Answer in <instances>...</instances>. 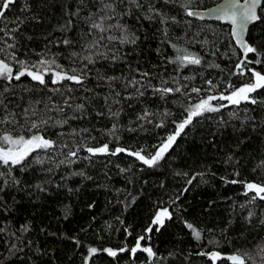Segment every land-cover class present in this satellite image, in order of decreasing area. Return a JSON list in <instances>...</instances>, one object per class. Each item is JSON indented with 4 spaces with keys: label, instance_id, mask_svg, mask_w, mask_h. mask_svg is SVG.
<instances>
[{
    "label": "trees",
    "instance_id": "trees-1",
    "mask_svg": "<svg viewBox=\"0 0 264 264\" xmlns=\"http://www.w3.org/2000/svg\"><path fill=\"white\" fill-rule=\"evenodd\" d=\"M221 1L16 0L10 6L7 20L0 22L5 28L0 31V59L14 68L13 52L29 64L54 59L53 70H60L56 65L70 74L75 69L83 83L52 84L51 73L44 85L28 76L10 84L0 80V118L14 113L16 121L0 124V134L31 135L25 109L36 110L31 119L67 118L62 127L50 120L42 128L55 141L54 148L33 152L23 165L0 164V264H214L201 254L212 251L224 257L238 251L254 264H264V201H252V192L245 195L246 182L264 183V89L251 94L255 104L213 100L215 106H226L195 117L154 166L128 154L142 150L150 157L176 132L190 105L230 94L229 84L239 88L252 82L250 72L233 74L242 52L230 26L191 18L183 7L204 10ZM260 14L248 36L260 55L250 53L248 59L262 62L247 67L264 74ZM93 23H102L107 31L100 33ZM125 34L135 43L107 39ZM98 40L96 48H88ZM177 48L201 63L171 62L181 54ZM87 55L94 63L83 59ZM132 81L139 83L133 87ZM156 87L181 91L162 97L153 91ZM66 96L73 105L83 104V110L58 113L45 107L62 104ZM105 143L110 150L127 151L92 156L81 147ZM77 147V156H68ZM163 208L171 218L146 233ZM188 224L201 232L200 240ZM139 236H145L141 246L156 253L153 260L142 250L135 255L119 251L134 247ZM90 248L98 251L92 254ZM109 248L117 251L115 257L104 251ZM215 264L231 262L222 258Z\"/></svg>",
    "mask_w": 264,
    "mask_h": 264
},
{
    "label": "snow or ice",
    "instance_id": "snow-or-ice-1",
    "mask_svg": "<svg viewBox=\"0 0 264 264\" xmlns=\"http://www.w3.org/2000/svg\"><path fill=\"white\" fill-rule=\"evenodd\" d=\"M16 3V0H0V22L6 21L7 16L5 13L10 9V6ZM105 8H110V4H106ZM186 10V15L188 16H196L200 19L204 17L189 8L188 4L183 5ZM264 13V0H225L223 5H218L216 9L210 10L209 15L214 16L217 21H223L230 25V36L235 40L236 45L242 52V58L238 60L236 64V71L233 73L235 75L244 76L249 72L251 73L252 82L245 83L239 88H235L233 85L229 84L228 87L232 88L230 94L224 95L220 94L219 96H207L206 98L201 99L198 103L194 105H190L186 111L187 115L183 118L182 122L177 125V130L174 134L169 135L158 147L153 155L150 157H146L142 154V150L136 152H128L129 155L135 156L138 160L142 161L145 165L154 166L158 161L162 160L165 153L170 149L172 144L175 142L176 138L181 134V132L192 123L193 119L197 116L203 115L204 112H216L220 110V107H224L226 105L215 106L211 102L213 100H227L232 105H239L241 102H251L255 104L257 101L251 98V94L256 92L258 89H264V74L255 69L248 68V64H260L262 61L260 59H256L255 61L249 60L248 56L250 53H255L257 56L260 54L257 52V49L252 45L248 44L245 40V33L250 24L255 23L261 19V14ZM92 28L97 29L100 33H104L107 29L103 26L102 23H93L91 25ZM18 29H13L11 31H16ZM0 31H5V28L0 27ZM123 32L126 33L127 30L123 29ZM8 35V32H5ZM105 39L103 35H101L100 40ZM108 40H119L121 44L123 43H135L134 39H129L128 35H122L121 37H107ZM65 44L69 43V41L65 40ZM99 44V40L96 43L88 45V48H96ZM8 48H14L15 45H7ZM175 48L176 46L173 45ZM178 53H181L176 57L175 60L171 61L173 63H179L183 66L191 65H199L201 63V59L191 53H188L186 49H176ZM4 49H0V52H3ZM76 55V53H73ZM9 57L11 61L15 63L17 67H13V64L10 63L6 59H0V80H5L9 84L13 81H19L22 77L28 76L32 81H36L41 85L46 84L45 76L51 73L53 79L51 80L52 84H60L63 81L67 80L73 82L75 84H82L83 77L80 74L76 73L75 69L71 70V74L62 69V66L56 65L57 69L53 70L52 66L56 64L55 60H40L37 63L29 64L28 61L17 59L15 53H9ZM84 60H87L88 63H94L92 55H87L83 57ZM85 68L87 65L84 66ZM83 71V69L81 70ZM144 76H147V73H143ZM139 82L132 81L131 84L135 87ZM167 83V82H165ZM209 85L212 84L211 81L207 82ZM4 91H9L7 87L4 88ZM55 91H59L56 89ZM68 91L71 92V88H68ZM154 92L160 93L161 96H165L168 94H173L175 92H180L181 88L176 87L175 89L172 87H156L153 88ZM193 92L199 93L201 90L199 88H193ZM3 93H0L2 96ZM142 95L143 93H139ZM72 97L66 96L62 102V104L57 105L51 103L46 105L48 111H56L58 113H63L66 108H73L74 110H83L84 105L78 104L73 105L70 103ZM39 103V101H37ZM0 104H3V100L0 99ZM30 113V115H29ZM37 112L35 109H25L24 116L26 120H30V124L28 125V131L32 132L30 136H25L22 133L19 135H12L11 133L0 134V164L4 166H16L23 165L24 161L33 153L38 150L47 151L55 147V141L46 138L42 134V128L49 126V121L57 126H63V124L67 123V118L63 120H54L52 117H40L39 119H31V117L37 116ZM115 115V114H114ZM147 113L145 114V116ZM144 117H141L143 119ZM15 114L10 113L9 117L0 118V124H8L15 123ZM162 126V125H161ZM116 125H113L112 130L110 131V135L112 132H115ZM75 134V133H74ZM63 135V133H61ZM67 147V145H65ZM83 149L91 154L95 155H117L121 152H126L127 150L124 148H115L114 150L109 149L108 143H105L99 147H90L87 145L81 146ZM81 150L80 147H77L75 150L70 151L68 156L76 157L78 152ZM63 163V161H61ZM264 164V162H262ZM123 171V170H122ZM82 175V173H81ZM238 175V173H237ZM238 181L232 180L230 183H237ZM191 183V181H189ZM245 188L247 191L245 195L249 192L254 193L251 197L252 201L259 199L264 201V183H255V182H246ZM251 217V213L249 214ZM165 218H171V213L167 208H163L157 211L154 219L152 220L151 226L145 229L146 233H150L152 231V226H162ZM187 227L192 230L194 237L197 240L201 239V232L197 230L192 224H188ZM27 231V227L24 228ZM157 230H159L157 228ZM145 240V236H139L136 240V244L131 249L122 248L119 251H130L133 255L138 250H142L147 256L151 258L156 257V253L152 250L151 247H142L141 241ZM98 250L96 248H90L89 252L95 254ZM110 256L115 257L117 255V251L113 249H104ZM261 260H264V247L260 249ZM202 255H207L209 259L214 262L226 258L227 261L231 262V264H254V260L251 256L247 254H240L238 251L233 254H228L226 257L222 256V254L218 251H212L210 253H201Z\"/></svg>",
    "mask_w": 264,
    "mask_h": 264
},
{
    "label": "water",
    "instance_id": "water-1",
    "mask_svg": "<svg viewBox=\"0 0 264 264\" xmlns=\"http://www.w3.org/2000/svg\"><path fill=\"white\" fill-rule=\"evenodd\" d=\"M225 3V0L221 1L220 3H218L217 5L213 6V7H210L208 9H204V10H194L198 13H200L204 18L203 19H200L199 17H196V16H190L191 18H194V19H197L199 21H205V22H214V23H221L223 25H227V26H230L228 25L227 23L223 22V21H217L214 16L212 15H209V12L210 10H214L217 8L218 5H223ZM259 21L255 22V23H252L248 26L247 28V31L245 33V40L247 41L248 43V36H249V32L251 30V28L256 25ZM234 43H235V40L233 39ZM249 44V43H248ZM236 45V43H235ZM237 46V45H236ZM237 48L239 49V47L237 46ZM150 260H153V258H151Z\"/></svg>",
    "mask_w": 264,
    "mask_h": 264
},
{
    "label": "rangeland",
    "instance_id": "rangeland-1",
    "mask_svg": "<svg viewBox=\"0 0 264 264\" xmlns=\"http://www.w3.org/2000/svg\"><path fill=\"white\" fill-rule=\"evenodd\" d=\"M230 105V102L228 103ZM167 218L164 219V221L166 220Z\"/></svg>",
    "mask_w": 264,
    "mask_h": 264
}]
</instances>
